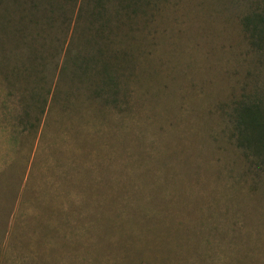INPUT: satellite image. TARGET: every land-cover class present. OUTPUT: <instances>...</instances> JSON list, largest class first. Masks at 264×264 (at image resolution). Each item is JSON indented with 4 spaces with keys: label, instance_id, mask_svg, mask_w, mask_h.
Returning a JSON list of instances; mask_svg holds the SVG:
<instances>
[{
    "label": "rangeland",
    "instance_id": "obj_1",
    "mask_svg": "<svg viewBox=\"0 0 264 264\" xmlns=\"http://www.w3.org/2000/svg\"><path fill=\"white\" fill-rule=\"evenodd\" d=\"M257 6L0 1V264H264V174L228 118L264 93Z\"/></svg>",
    "mask_w": 264,
    "mask_h": 264
},
{
    "label": "trees",
    "instance_id": "obj_2",
    "mask_svg": "<svg viewBox=\"0 0 264 264\" xmlns=\"http://www.w3.org/2000/svg\"><path fill=\"white\" fill-rule=\"evenodd\" d=\"M1 1V0H0ZM17 3L18 0H11ZM54 0H27L29 20L35 23L40 19L38 13L46 11L48 15L52 14ZM68 2L69 0H63ZM101 0H96L99 4ZM123 9L129 4L134 3L140 7L149 0H118ZM146 1V3H145ZM258 6L249 15L243 17L244 30L250 41V45L256 47L257 50H264V6L261 9ZM105 9H102L103 12ZM22 16H26L22 8ZM7 12V11H4ZM95 12L96 18H103L104 14ZM45 14V13H44ZM2 17H0L1 19ZM7 21V20H6ZM39 22V20H38ZM102 27V25H100ZM1 32L3 27L1 26ZM20 31V30H19ZM17 33V31H16ZM80 58L79 53L74 55ZM77 58V59H78ZM84 62L87 57H81ZM229 123L231 124L230 137L235 145L240 148L254 167L264 174V93L260 95H242L238 100L234 101L230 107Z\"/></svg>",
    "mask_w": 264,
    "mask_h": 264
}]
</instances>
